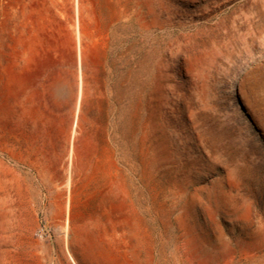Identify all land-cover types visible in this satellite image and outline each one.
<instances>
[{
  "label": "rangeland",
  "instance_id": "374dc122",
  "mask_svg": "<svg viewBox=\"0 0 264 264\" xmlns=\"http://www.w3.org/2000/svg\"><path fill=\"white\" fill-rule=\"evenodd\" d=\"M56 239L264 264V0H0V264L62 262L33 253Z\"/></svg>",
  "mask_w": 264,
  "mask_h": 264
},
{
  "label": "bare ground",
  "instance_id": "6f19581e",
  "mask_svg": "<svg viewBox=\"0 0 264 264\" xmlns=\"http://www.w3.org/2000/svg\"><path fill=\"white\" fill-rule=\"evenodd\" d=\"M44 92L47 96V102L49 104L48 106L51 108L58 106L57 99L62 94H65L67 96L65 108L67 112L73 113V117L75 119V126H77L84 95L81 79L79 78L75 83L74 80L71 81L70 77L67 75L64 76L55 74V76L51 79L47 86H45ZM63 235L66 236V230H63ZM63 251L65 253L66 258L71 262V264H76V262L72 258L68 245H64Z\"/></svg>",
  "mask_w": 264,
  "mask_h": 264
},
{
  "label": "crops",
  "instance_id": "0c3cea01",
  "mask_svg": "<svg viewBox=\"0 0 264 264\" xmlns=\"http://www.w3.org/2000/svg\"><path fill=\"white\" fill-rule=\"evenodd\" d=\"M36 244L37 247L40 248V250H36L33 253L37 256L55 260L60 258L62 262H55L56 264H64V262L65 264H69L64 252L62 251V247L64 244L63 241L56 239L54 241L37 242ZM68 247L76 262L78 264H85V261L83 260V257L85 258V251L78 250L74 241H72L71 239H69L68 241Z\"/></svg>",
  "mask_w": 264,
  "mask_h": 264
}]
</instances>
